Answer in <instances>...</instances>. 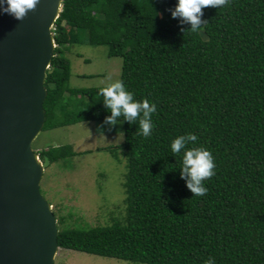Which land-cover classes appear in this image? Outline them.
<instances>
[{
    "label": "trees",
    "instance_id": "trees-1",
    "mask_svg": "<svg viewBox=\"0 0 264 264\" xmlns=\"http://www.w3.org/2000/svg\"><path fill=\"white\" fill-rule=\"evenodd\" d=\"M175 4L62 0L43 130L110 115L102 87L69 86L65 52L74 44L105 45L110 57H121L125 88L156 111L148 137L138 134L141 113L131 122L116 118L128 160L124 221L71 227L54 209L58 245L141 264H205L210 257L214 264H264V0L204 7L195 32L171 16ZM189 132L197 141L185 148L207 149L215 165L203 196L180 174L183 149L170 151ZM38 154L48 166L77 152L67 144Z\"/></svg>",
    "mask_w": 264,
    "mask_h": 264
},
{
    "label": "water",
    "instance_id": "water-1",
    "mask_svg": "<svg viewBox=\"0 0 264 264\" xmlns=\"http://www.w3.org/2000/svg\"><path fill=\"white\" fill-rule=\"evenodd\" d=\"M61 10L62 0H38L22 20L0 12V264H54L59 247L33 143L46 122L45 81Z\"/></svg>",
    "mask_w": 264,
    "mask_h": 264
},
{
    "label": "rangeland",
    "instance_id": "rangeland-1",
    "mask_svg": "<svg viewBox=\"0 0 264 264\" xmlns=\"http://www.w3.org/2000/svg\"><path fill=\"white\" fill-rule=\"evenodd\" d=\"M71 31V30H70ZM75 40V35L70 36ZM72 88L105 87L121 78L122 58L110 57L105 45L68 46ZM59 74V73H58ZM110 78V79H109ZM124 123L85 121L43 130L35 150L72 145L77 154L44 166L41 193L65 218V225L88 228L124 221V181L127 158L123 154ZM54 264H141L72 249L58 248Z\"/></svg>",
    "mask_w": 264,
    "mask_h": 264
},
{
    "label": "clouds",
    "instance_id": "clouds-1",
    "mask_svg": "<svg viewBox=\"0 0 264 264\" xmlns=\"http://www.w3.org/2000/svg\"><path fill=\"white\" fill-rule=\"evenodd\" d=\"M37 3L38 0H0V12L10 15L16 20H22L28 11L34 9ZM227 3L228 0H176L175 7L171 10V16L174 18L180 17L181 22L188 23L190 25L189 30L195 32L202 25L200 19L202 8L209 6L223 8ZM98 93L102 97L104 105L110 110V115L106 117V121L109 124L114 123L116 118L121 115L131 122L137 119L138 113H141L142 116L138 120V134L143 137L150 135L153 127L151 114L156 111L154 103L150 104L147 100H134L133 93L128 91L123 81L119 79L100 88ZM188 141L196 142L197 136L189 132L175 137L170 143V151L173 154H177L183 149L180 174L182 177L187 174L186 184L193 195L203 196L207 189L202 182L214 174L213 157L203 147L185 148V144ZM35 151L38 153L37 150ZM205 264H214V260L210 257L205 261Z\"/></svg>",
    "mask_w": 264,
    "mask_h": 264
}]
</instances>
